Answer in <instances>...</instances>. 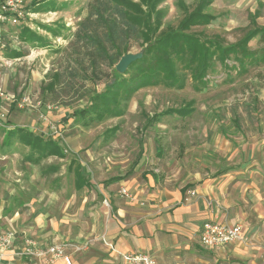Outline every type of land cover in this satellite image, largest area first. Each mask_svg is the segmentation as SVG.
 Listing matches in <instances>:
<instances>
[{
  "label": "rangeland",
  "instance_id": "rangeland-1",
  "mask_svg": "<svg viewBox=\"0 0 264 264\" xmlns=\"http://www.w3.org/2000/svg\"><path fill=\"white\" fill-rule=\"evenodd\" d=\"M54 1L57 8L33 10L29 7L33 0H29L23 25L48 42L23 40L21 26L13 31L15 42L7 52L23 49L25 54L11 57L3 51L5 58L0 63V87L15 94L14 102L0 98V112L6 113L0 123V232H16L20 245L23 236L47 244L54 233L70 231L66 222L46 223L50 217L44 218L36 208L35 204L50 205L45 198L53 188L61 189L54 195L57 198L49 214L56 209L64 212V204L73 198L67 211L83 218L86 197L103 201L97 193L100 188L111 186L118 193L122 183L131 186L127 181L137 180L187 190L194 188L196 173L207 176L230 166L251 165L252 156L264 158V64L238 72L232 59L228 66L216 62L200 90L194 89L187 76L184 88L158 84L135 90L121 115L102 120L81 117L78 110L88 108L90 98L112 83L117 63L111 65L105 56L93 59L91 44L78 35L94 0ZM183 2L192 10L198 0ZM159 7L165 11L163 29L177 26L185 15L179 0H165ZM206 11L214 16L211 23L194 26L192 31L219 34L226 42H236L255 25L264 26V0H212ZM146 46L133 47L130 53H143ZM257 46L256 40L251 43V48ZM190 101L194 110L188 116L161 115ZM20 128L57 142L62 155H49L38 162L26 159L31 146L18 135H9ZM40 155L34 151V158ZM73 161L83 167L92 187L75 190V176L69 170ZM13 184L26 188L28 194L18 201L29 203V211L17 214L13 195L9 198ZM35 212L39 214L36 218ZM33 260L15 264H46Z\"/></svg>",
  "mask_w": 264,
  "mask_h": 264
},
{
  "label": "crops",
  "instance_id": "crops-1",
  "mask_svg": "<svg viewBox=\"0 0 264 264\" xmlns=\"http://www.w3.org/2000/svg\"><path fill=\"white\" fill-rule=\"evenodd\" d=\"M251 158V165L246 162L207 176L204 172L196 173L192 177L194 188L187 190L184 186L159 187L137 180H128L131 186L122 183L118 193L111 186L100 188L97 193L103 201L86 197L83 218L79 213L75 216V213L67 211L73 198L63 205L64 212L56 209L54 212L50 210L49 214L48 208L55 204L57 197L54 195L60 194L61 188H53L47 194L45 200H49L51 206L46 202L38 204V207L35 205L44 218L50 217L46 223L66 222L72 227L70 231L54 233L51 242L95 239L89 250L73 256L72 264H125L123 254L130 251L150 253L158 264H264V158ZM86 187H92L91 183ZM123 187L132 197L120 194ZM25 189L21 184H13L8 191L9 198L13 195L17 214L29 211V203L18 201V197L28 194ZM81 189L75 188L77 191ZM189 189L196 190L198 194L187 200ZM36 213L34 218L39 215ZM206 221L240 223L250 242L206 248L200 243L202 226ZM103 236L114 244V250L104 243ZM16 252H12L4 264L34 261L18 256ZM56 264L66 263L61 260Z\"/></svg>",
  "mask_w": 264,
  "mask_h": 264
},
{
  "label": "trees",
  "instance_id": "trees-1",
  "mask_svg": "<svg viewBox=\"0 0 264 264\" xmlns=\"http://www.w3.org/2000/svg\"><path fill=\"white\" fill-rule=\"evenodd\" d=\"M163 1L165 0H94L89 6L78 35H82L91 44L94 49L91 54L93 59L105 56L111 65H115L133 47L144 44L147 46L143 56L132 62L125 73L114 71V82L92 96L88 108L78 110L81 117L87 115L90 120H102L121 115L127 99L135 90L158 84L184 88L187 76H190L194 89L200 90L207 84L208 73L215 70L216 62L228 66L227 61L232 59L235 62L232 67L238 69V72H246L251 66L264 64V26L254 24L255 27L248 29L236 42H226L219 34L208 36L204 32L192 31L194 26L211 23L214 16L206 9L212 0H198L192 10L188 9L183 0H179L180 7L185 11L184 17L177 26L170 25L163 29L165 11L159 7ZM58 6L54 0H33L29 7L33 10H48L49 7ZM20 29V37L25 41L41 45L48 42L42 35L29 33L26 26ZM49 29L56 35L59 33L57 28ZM255 40L258 46L251 48V43ZM7 50L6 54L11 57L25 54L23 49ZM49 87L53 89L54 83H50ZM193 110V102L190 101L180 108H170L161 115L177 113L180 117H185ZM9 135H18L24 144L31 146L32 150L26 156L30 161L33 159V162H38L49 155H62L57 142L31 130L20 128L9 132ZM34 151L41 155L34 158ZM72 163L69 170L74 173L75 187L81 189L89 186L90 181L83 172V167L76 161L75 165L74 161ZM56 168L51 166L49 169Z\"/></svg>",
  "mask_w": 264,
  "mask_h": 264
},
{
  "label": "built area",
  "instance_id": "built-area-1",
  "mask_svg": "<svg viewBox=\"0 0 264 264\" xmlns=\"http://www.w3.org/2000/svg\"><path fill=\"white\" fill-rule=\"evenodd\" d=\"M29 0H0V63L3 59V51L11 47L15 42L16 28L26 24L28 17ZM12 30V31H11ZM0 98L2 100L14 102L15 94L6 92L0 87ZM24 98L22 102H26ZM22 107V104L21 106ZM6 118V113L0 112V123ZM120 194L132 197L127 188L120 189ZM196 190H189L186 197L196 196ZM106 204L108 202L105 200ZM211 203V201H209ZM95 239L85 240H58L44 244L35 237H22L20 245L16 243L17 235L14 231L0 232V264H4L7 257L16 252L21 257H29L36 260H44L46 264H55L64 261L72 264L74 255L89 250ZM112 250L114 244L102 237ZM249 236L245 233L244 227L240 223L229 224L227 222L206 221L201 230L200 243L210 249L223 247L233 242H248ZM125 264H158L157 259L150 253L143 251H130L123 254Z\"/></svg>",
  "mask_w": 264,
  "mask_h": 264
},
{
  "label": "water",
  "instance_id": "water-1",
  "mask_svg": "<svg viewBox=\"0 0 264 264\" xmlns=\"http://www.w3.org/2000/svg\"><path fill=\"white\" fill-rule=\"evenodd\" d=\"M143 56V53H126L124 54L120 60L118 61V63L116 64L115 68L118 72L120 73H125L126 70L128 69L129 65L136 61L137 59L141 58ZM112 82H114V80H112Z\"/></svg>",
  "mask_w": 264,
  "mask_h": 264
}]
</instances>
